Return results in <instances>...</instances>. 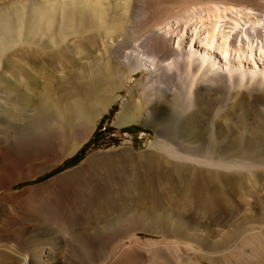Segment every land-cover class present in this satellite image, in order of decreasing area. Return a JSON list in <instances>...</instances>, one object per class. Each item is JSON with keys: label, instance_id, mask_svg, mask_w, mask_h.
Returning a JSON list of instances; mask_svg holds the SVG:
<instances>
[{"label": "bare ground", "instance_id": "1", "mask_svg": "<svg viewBox=\"0 0 264 264\" xmlns=\"http://www.w3.org/2000/svg\"><path fill=\"white\" fill-rule=\"evenodd\" d=\"M10 1L15 3L12 10L0 9V55L22 29L21 36L38 41L42 50L26 51L18 60L0 58L2 71L18 82L16 92L12 89L15 93L0 88V264H95V258L102 256L95 242L106 231H90V223L84 227L75 219L48 226L43 213L39 220L19 217L29 206L41 210L47 201H57L66 174L11 191L63 163L56 152L37 157L18 147L54 133L62 139L66 133L87 128L74 144H58L65 158L72 155L94 133L118 93L137 80L138 99L131 95L116 122L131 125L160 106L166 113L157 149L165 158L144 165L140 156L139 162L146 172L160 171L165 164L171 167L170 187L162 190L167 206L181 211L182 217L187 213L188 218L218 225L233 215L224 201L237 189L243 191L245 180L229 171L264 170V0ZM98 51L102 54L95 58ZM82 59L92 63L84 65ZM28 107L32 112H27ZM225 140V146L218 145ZM128 150L136 153L133 145ZM219 171H228L227 176ZM252 177L256 184L259 177ZM102 200L101 209L110 212L108 217L112 203L120 202L115 205L119 216L105 220L106 228H122L127 217L123 198ZM254 221L246 218L231 231H255ZM156 254L145 258L135 241L133 251L116 253L111 262L104 260L159 264L158 258L164 259L162 249ZM175 257L172 262L182 259L180 254Z\"/></svg>", "mask_w": 264, "mask_h": 264}, {"label": "rangeland", "instance_id": "2", "mask_svg": "<svg viewBox=\"0 0 264 264\" xmlns=\"http://www.w3.org/2000/svg\"><path fill=\"white\" fill-rule=\"evenodd\" d=\"M3 2L4 4L0 7L1 10L8 9V7L13 9L15 5L14 1L5 0ZM24 31V29H22L23 33H20L18 30L16 31L15 43L11 44L12 46L9 44V46H7L8 48L5 47V51L7 50L6 52L1 50L3 52V54L1 52L3 57L0 55L1 59L11 56L14 60H18L26 51H32L34 49H36L34 51L42 50L40 48L41 46L38 45V41L32 43V40H27L26 36L22 37ZM23 38L25 39L23 40ZM35 39L38 40L39 38ZM105 41L108 45L112 44L111 41ZM101 54L102 51H98L95 58ZM82 60L80 63L83 62L82 64L84 65L92 63L91 59ZM2 66L3 64L0 63V72L2 71ZM25 67L28 68L31 73H34L28 65H25ZM10 68H13V66L10 65ZM15 79L16 77H13L9 72L1 73L0 88L3 86L2 89H6V92L13 91L18 83ZM19 79L23 80V77L20 76ZM137 81L131 82L128 88L118 93L117 100L103 111L94 133L81 143L78 150L72 155L65 158L60 148L58 150V144L59 146L65 143L74 144L77 138L79 139L82 137L87 131V128L84 127L80 132H74V134L66 133L65 137H63L64 139L58 138L59 136H56L54 133L47 136V138L42 137L40 139L29 140L28 144L25 146L19 145L18 149L20 152H33L38 154L37 157L43 152L47 154L56 152L58 158L62 160L63 163L58 168L52 169L40 176L36 181L31 180L19 183L11 191L21 190L32 185L43 184L55 176L57 177L62 173L66 174L60 180L59 185L64 187H62L61 193L57 196V201H47L44 204L45 206H42L43 208H41V210L38 206V208L29 206L26 210L22 209L20 211L19 217L21 216L20 218L23 220H31V218L43 219V215H47L48 217H46V219L48 226L57 221H76L84 224V227L88 226L90 223L88 226L90 227V231H106V233L104 232L102 237L100 235L101 238L99 237L95 242L97 247L99 246L98 250L102 255L100 258H95V264H106L104 259L109 258L110 261L116 253H120L121 251H133L135 241L139 243V252L147 259L162 249L164 259L158 258L159 264H175L176 262L171 261L172 257H175V254H180L182 258L180 261L178 260L179 263L176 264H264V170L259 169L254 172L229 171V173L228 171H219L224 176H227V173L231 175L234 174L236 177H243L245 180L243 182L245 189L243 191L237 189L232 196H227L228 199L224 201V207L230 208L233 211V215L225 220V223L222 225L210 223L209 220L198 221L193 218H188L186 216L187 213L182 217L181 211L170 209L167 206L166 199L162 195V190L167 191L170 187V179L172 176L171 167L165 164L167 167L166 170L164 165L162 170H152V172L150 171L151 173L149 171L146 172L144 167V165L148 164V162L152 161L154 158H161V160L165 158L164 155L158 153L157 149L160 140L158 132L160 131L159 129L162 128L161 125L164 123L163 121L166 118V113L162 112L160 106L148 116L142 115L137 122L131 125L118 126L116 122V116L120 107L131 100V95H134L133 98L135 100L138 99L137 91L134 87ZM14 91L12 93L16 92ZM160 102L161 105L165 104L164 100ZM13 108L17 111L16 105H13ZM204 108L205 106H203V109ZM32 109L33 108H29L27 112L30 113ZM221 122L224 125L226 124L225 119H222ZM226 143L227 141L225 140L222 143H218V145L222 147L225 146ZM131 145L135 147V154L130 153L128 150V147ZM54 146L56 147L54 148ZM140 156L142 157V164H144L142 167L140 166ZM131 158L133 162L130 161ZM202 170L214 171L213 168L208 169L205 167H202ZM163 171L166 173V176ZM159 176H161V178ZM252 176L259 177V181L256 184H253ZM105 191L108 193L110 191V193L108 194ZM113 193L115 195L117 193V197ZM102 195L104 197L114 196L118 198L120 196L123 198V207L127 210L124 214L125 216H123L124 218L127 217L122 228L115 227L114 225H110L106 228L107 220L114 221L115 219H113V216H119L118 213L120 209L117 206L116 209L115 205L120 204V202L112 203L113 205H111L112 207L110 208L112 213L108 214L110 215L109 217L105 216L109 211L105 214L103 213L104 210L102 211L101 209L103 207L102 199H104V197L98 196ZM125 195H128V197ZM1 196L2 194H0V197ZM124 201L127 203L125 204ZM128 201L130 203H128ZM45 212L46 214H44ZM98 212L104 214V217ZM22 213L24 215H22ZM249 217L255 219L251 225L255 231H239V233H237L238 231H231L234 226L243 223V220ZM48 221L50 222L48 223ZM91 223L94 224L91 225ZM53 226L56 227V225ZM163 226L167 228V231L154 230L156 228H162ZM260 229L261 231H259ZM233 234L234 236H232ZM186 247H191L193 252L187 250ZM194 250H196V252H194ZM223 252L227 254L225 255ZM231 254H234L235 258H233ZM187 256L189 257L187 258ZM122 262L123 261L119 260L115 262V264H124Z\"/></svg>", "mask_w": 264, "mask_h": 264}]
</instances>
